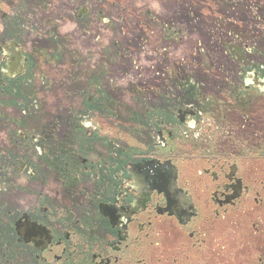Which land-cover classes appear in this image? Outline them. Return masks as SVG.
<instances>
[{
    "label": "flooded vegetation",
    "instance_id": "1",
    "mask_svg": "<svg viewBox=\"0 0 264 264\" xmlns=\"http://www.w3.org/2000/svg\"><path fill=\"white\" fill-rule=\"evenodd\" d=\"M0 264H264V0H0Z\"/></svg>",
    "mask_w": 264,
    "mask_h": 264
}]
</instances>
